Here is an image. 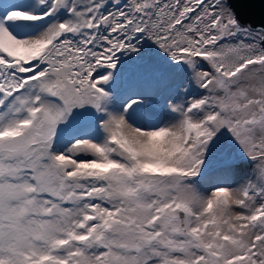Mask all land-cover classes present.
<instances>
[{"label": "snow or ice", "instance_id": "6c2138e0", "mask_svg": "<svg viewBox=\"0 0 264 264\" xmlns=\"http://www.w3.org/2000/svg\"><path fill=\"white\" fill-rule=\"evenodd\" d=\"M0 264H264V26L0 0Z\"/></svg>", "mask_w": 264, "mask_h": 264}, {"label": "water", "instance_id": "95a60500", "mask_svg": "<svg viewBox=\"0 0 264 264\" xmlns=\"http://www.w3.org/2000/svg\"><path fill=\"white\" fill-rule=\"evenodd\" d=\"M242 24L264 26V0H229Z\"/></svg>", "mask_w": 264, "mask_h": 264}, {"label": "rangeland", "instance_id": "374dc122", "mask_svg": "<svg viewBox=\"0 0 264 264\" xmlns=\"http://www.w3.org/2000/svg\"><path fill=\"white\" fill-rule=\"evenodd\" d=\"M250 171V169H249ZM210 176L213 177V179L216 180V182H225L233 187L237 186L239 183H241L244 179V170H239L235 172L234 174L228 175V176H220L215 169H212L210 171ZM207 182H204V187H207Z\"/></svg>", "mask_w": 264, "mask_h": 264}]
</instances>
